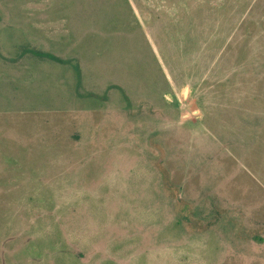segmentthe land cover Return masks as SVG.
Listing matches in <instances>:
<instances>
[{
  "label": "rangeland",
  "instance_id": "374dc122",
  "mask_svg": "<svg viewBox=\"0 0 264 264\" xmlns=\"http://www.w3.org/2000/svg\"><path fill=\"white\" fill-rule=\"evenodd\" d=\"M0 264H264V0H0Z\"/></svg>",
  "mask_w": 264,
  "mask_h": 264
},
{
  "label": "trees",
  "instance_id": "16d2710c",
  "mask_svg": "<svg viewBox=\"0 0 264 264\" xmlns=\"http://www.w3.org/2000/svg\"><path fill=\"white\" fill-rule=\"evenodd\" d=\"M23 51H29L30 53L38 56V57H41V58H44V59H49V60H52V61H55V62H59V63H69L76 75L78 76L79 78V75H80V68H79V65L77 64V62H73L71 59H66V58H62V57H59L49 51H43V50H39V49H35V48H25V50ZM182 217L188 222L190 223V225H195V221L193 222L191 216L188 214V212H183L182 213Z\"/></svg>",
  "mask_w": 264,
  "mask_h": 264
}]
</instances>
